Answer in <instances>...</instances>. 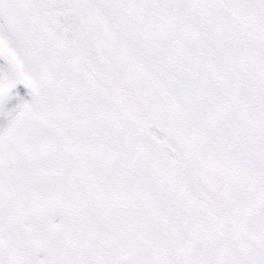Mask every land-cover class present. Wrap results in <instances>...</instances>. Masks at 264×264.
I'll list each match as a JSON object with an SVG mask.
<instances>
[{
  "label": "snow or ice",
  "instance_id": "obj_1",
  "mask_svg": "<svg viewBox=\"0 0 264 264\" xmlns=\"http://www.w3.org/2000/svg\"><path fill=\"white\" fill-rule=\"evenodd\" d=\"M0 264H264V0H0Z\"/></svg>",
  "mask_w": 264,
  "mask_h": 264
}]
</instances>
